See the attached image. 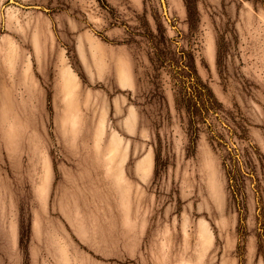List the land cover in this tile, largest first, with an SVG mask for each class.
<instances>
[{
    "label": "rangeland",
    "instance_id": "374dc122",
    "mask_svg": "<svg viewBox=\"0 0 264 264\" xmlns=\"http://www.w3.org/2000/svg\"><path fill=\"white\" fill-rule=\"evenodd\" d=\"M0 264H264V0H0Z\"/></svg>",
    "mask_w": 264,
    "mask_h": 264
},
{
    "label": "crops",
    "instance_id": "0c3cea01",
    "mask_svg": "<svg viewBox=\"0 0 264 264\" xmlns=\"http://www.w3.org/2000/svg\"><path fill=\"white\" fill-rule=\"evenodd\" d=\"M42 33V32H41ZM41 33H40V31L36 28V31H35V33H34V38L36 39V51H37V53L38 54H41L43 51H45V49H46V46H45V43H44V39H43V37L41 36ZM127 75V74H126ZM128 77V76H127ZM63 88H65L64 86H63ZM75 91V90H74ZM111 150V149H110ZM151 159V158H150ZM126 160V156H125V158L123 159V162L122 163H124V161ZM137 168H138V165H137ZM137 173H138V171H137ZM139 174V173H138ZM140 176V175H139ZM148 176H149V174H148ZM148 176L145 178V179H143L141 176V178L143 179V180H146L147 178H148Z\"/></svg>",
    "mask_w": 264,
    "mask_h": 264
},
{
    "label": "bare ground",
    "instance_id": "6f19581e",
    "mask_svg": "<svg viewBox=\"0 0 264 264\" xmlns=\"http://www.w3.org/2000/svg\"><path fill=\"white\" fill-rule=\"evenodd\" d=\"M63 74L67 75V72L63 71ZM66 76H63V79H66Z\"/></svg>",
    "mask_w": 264,
    "mask_h": 264
},
{
    "label": "water",
    "instance_id": "95a60500",
    "mask_svg": "<svg viewBox=\"0 0 264 264\" xmlns=\"http://www.w3.org/2000/svg\"><path fill=\"white\" fill-rule=\"evenodd\" d=\"M11 1H14V0H11ZM53 141H54V143H55V140L53 139ZM55 147H56V145H55ZM57 148V147H56Z\"/></svg>",
    "mask_w": 264,
    "mask_h": 264
}]
</instances>
